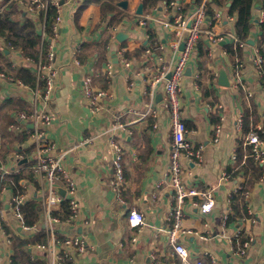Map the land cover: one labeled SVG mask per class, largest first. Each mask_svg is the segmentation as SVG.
<instances>
[{
    "label": "crops",
    "instance_id": "crops-1",
    "mask_svg": "<svg viewBox=\"0 0 264 264\" xmlns=\"http://www.w3.org/2000/svg\"><path fill=\"white\" fill-rule=\"evenodd\" d=\"M10 1L14 7H8ZM32 1L0 0V11L12 12L21 21L30 17L41 35L49 6H54L53 1L59 3V10L54 6L61 15L58 32H46L48 43L41 47L45 59L49 45H54L56 90L47 103L40 100L37 107L44 106L52 115L47 136L57 144L56 153L77 186L82 220L74 225L66 222L67 216L60 217L63 222L56 226L60 238L76 233L89 239L92 246L78 255L77 264H183L175 248L177 243L189 249L191 261L264 264V163L252 156L250 146L244 142L245 133L254 128L264 137V71H257L252 63L256 47L264 57V50L257 43L260 19L264 17L263 0H253L255 25L247 42L234 34L237 14L228 13L224 7L216 8L220 18L203 25L198 42L201 40L206 50L201 56L207 69L202 79L206 90L198 81L202 72L199 45L196 58L185 69L179 92L182 116L187 139L200 150L201 159L185 160L182 176L190 189L211 190L215 205L204 214L200 208L203 198L189 195L180 206L179 220L175 214V189L168 177L172 122L164 105V83H152L158 68L170 66L180 56L181 43L177 44V34L170 25L169 2L124 0V5L123 0H107L103 18L100 0H38L40 6L33 10L29 6ZM176 1L183 4L185 12L196 5L194 0ZM140 3L142 14L136 12ZM144 16L149 17L141 26L139 21ZM149 30L155 32L154 41ZM120 31L128 36L123 41L116 38ZM208 32L224 39L214 43ZM107 36L110 38L104 45ZM228 45L242 47V56L232 57ZM121 48L125 53H138L126 58V69L117 56ZM90 49L91 54L83 55ZM0 50L13 67L28 69L36 77L35 83L30 84L0 70V152L2 128H8L11 139L10 151L3 157L0 154V165L10 171L17 169L18 173L24 169L28 177L21 180L25 183L22 192L31 199L37 190L31 167L36 146L28 132L33 125L19 121L16 115L32 112V91L37 83L43 86L36 76L39 58L30 56L32 60H28L21 49L8 48L2 37ZM108 63L114 68L111 77H107ZM223 72L229 80L227 86L219 81ZM86 77L93 92H107L98 102L100 111H93L91 98L86 95ZM10 99L22 102L24 107L7 103ZM247 116L251 129L244 132ZM113 138L123 150L124 182L119 198L110 187ZM15 154L22 156V164L15 161ZM254 163L262 165L261 174L253 170ZM13 192L6 187V192L0 194V264H47L41 251L38 258H33L30 250V245L47 240L46 232L40 227L26 234L11 210L2 211L8 209ZM133 209L144 212L142 227L130 224L129 213ZM41 218L42 214L39 221ZM41 231L44 241H33ZM173 231L176 235L171 239ZM16 239L27 240L22 247L27 262H21L16 255Z\"/></svg>",
    "mask_w": 264,
    "mask_h": 264
},
{
    "label": "built area",
    "instance_id": "built-area-1",
    "mask_svg": "<svg viewBox=\"0 0 264 264\" xmlns=\"http://www.w3.org/2000/svg\"><path fill=\"white\" fill-rule=\"evenodd\" d=\"M195 5L192 10L185 12L183 4L176 0H171L167 7H169V14L171 20V28L177 34V44L184 43L183 49L180 50V56L175 63L170 66H164L158 68L159 72L155 75L153 85L157 82L164 83V105L170 114L173 129V140L171 144V161L168 168V177L171 186L175 189V198L177 208L175 214L177 220L180 219V206L185 202L186 197L189 195L198 194L203 198L201 203V212L204 214L210 213L215 205L213 193L211 190L190 189L186 181L183 179V162H196L201 159V152L195 145L187 139V126L182 116V104L180 98V84L184 77L185 69L196 58V45L203 31V25L207 23L211 25L214 20L221 17V13L218 11L214 16V20L211 19L206 12V2ZM52 4L59 10L58 1H53ZM33 10L35 7H39L38 0H33L29 4ZM149 16H144L139 21L141 26H145ZM264 18V17H263ZM263 18L260 20L262 21ZM61 21V15L58 13L53 23V33L58 32L59 24ZM166 23V22H165ZM167 24L168 19H167ZM212 42L217 43L224 39L222 35H214L208 32ZM41 38L44 42L46 40L45 26L41 28ZM113 40L114 36L111 37ZM236 38H238L236 36ZM239 39V38H238ZM42 42V43H43ZM244 42L241 44L243 45ZM43 48V47H42ZM42 48L40 57L37 64V80L39 83H43V86H39L37 83L36 88L32 91L33 110L30 113L20 112L16 115V118L23 122H30L33 124L30 129L29 137L34 142L35 158L32 164V170L34 173L33 181L37 185L36 195L29 199L25 192L14 193L11 195L8 202V209H2L3 212L11 210L15 218L18 220L22 230L29 234L39 230L40 227L46 232L47 240L45 242L37 243L36 245H30V250L33 258H38L37 253L41 251L43 257L47 259V264H77L78 255L86 252L92 245L89 239L83 234L68 233L64 237H58L57 224L63 222L59 216L55 215V209L61 210V205L66 202L68 215L66 222L79 224L78 221L82 220L81 211L82 206L79 198L77 197V186L73 177L67 171L65 165L62 163V158L56 153L57 144L47 136V130L52 121V115L49 111L42 106L37 107L39 101L48 102L54 95L56 90L55 76L57 70L53 65L55 59L54 45H49L46 58L43 59ZM118 58L121 62V66L126 69L129 66V61L125 56V49L121 48L118 51ZM28 60H32L31 57H27ZM257 71L263 73L264 71V57L256 47L253 51V60ZM113 65L108 63L106 72L107 77L113 75ZM168 73L170 76L168 77ZM6 74L3 72V77ZM88 77L85 78L86 95L91 98V102L94 105L93 111H100V105L98 104L106 95L107 92L101 89H97L93 92L92 88L88 85ZM21 83V82H20ZM22 84V83H21ZM240 124V122H239ZM119 125H122L119 123ZM241 125V124H240ZM261 129V127H258ZM220 130L217 127V132ZM246 145H249L252 154L256 160L264 163V137L260 135L257 128L251 129L245 136L244 140ZM110 146L113 152V178L110 181V187L119 198L121 185L124 182L123 169H122V146L113 138L110 142ZM22 156L15 154L14 159L18 161ZM18 173L17 169L10 171L4 165H0V180L7 181V174ZM25 188V183L22 184ZM64 190V193L59 191ZM6 192V188L0 189V194ZM36 200L41 204V220L36 224L28 225L24 221V213L22 206L29 200ZM129 221L133 226L142 227L145 224V214L143 211L131 210L129 213ZM85 223V222H84ZM185 232V231H184ZM190 232V231H189ZM176 231L171 234V239H174ZM10 243V240H8ZM176 251L180 255L183 264H207L205 261L196 259L190 260L191 253L189 249L182 243H177Z\"/></svg>",
    "mask_w": 264,
    "mask_h": 264
},
{
    "label": "trees",
    "instance_id": "trees-1",
    "mask_svg": "<svg viewBox=\"0 0 264 264\" xmlns=\"http://www.w3.org/2000/svg\"><path fill=\"white\" fill-rule=\"evenodd\" d=\"M102 3V11H103V18L106 17V7L108 6L107 0H100ZM148 1V0H146ZM157 0H152L151 2H156ZM171 0H166V2H170ZM195 4H200L202 0H194ZM230 2V4H227V2ZM14 2L10 1L8 2V7H14ZM218 7H224L227 9L228 13L237 14V18L233 24L234 28V34L241 40H244V42H247V40L250 37L251 31L254 28L255 20L253 18V0H208L206 5V12L207 15L214 20V16L216 14V8ZM262 9L264 10V0L262 3ZM57 16V10L54 6L50 5L47 11L46 16V26H45V32H47L48 35H51L53 33V22ZM260 33L257 37V43L259 47L264 50V19L260 21ZM151 35V40L154 41L156 35L153 30H149ZM0 37H2L5 42L11 47L19 48L22 50L23 54L25 56H31L36 59L39 58V55L41 53V47L46 46L45 44L48 43L46 40L43 42L41 35H39L36 31L35 23L30 17H26L24 20H17V18L14 17L12 12H2L0 11ZM110 36H107L104 38V45H106L109 41ZM201 41V40H200ZM200 41L197 44V47L199 45V48H197V53L199 57V66L201 68V77L199 78V84L203 88V90H206V85H204L202 79L206 76V66H205V60L203 57H201L206 52L204 46ZM43 42V43H42ZM86 48V46H85ZM227 49L229 53L235 56L239 55L242 56L243 54V48L240 46H237L236 48L233 47V45H228ZM93 50L84 51L83 55L88 56L91 54ZM137 52H127L125 53L126 58H129L130 56L137 55ZM6 55L4 51L0 50V70H5L8 74L14 75L15 77H19L24 79L26 82L30 84H34L36 77L35 75L29 71L28 69L24 68H15L12 66V64L6 59ZM7 103H10L11 105L16 106H23L22 102L10 99L7 101ZM8 117V115H7ZM5 122H9L5 120ZM250 120L247 116L244 123V132H248L251 127L249 126ZM8 128L4 127L2 128V143H1V156L3 157L7 152L10 151V134L8 133ZM11 133V132H10ZM247 134V133H245ZM250 153L252 154V150L250 148ZM253 156V154H252ZM251 156V161L253 160V157ZM20 163L22 159L18 160ZM22 164V163H21ZM255 167L253 168L254 171L262 173L261 169L262 165L255 164ZM7 181H1L0 180V189L2 187H9L13 189L15 193H22L23 191V185L21 183L22 179H25L28 177V174L24 171L19 172L16 174H7ZM32 178V176H30ZM242 193V192H241ZM2 205V201L0 200V207ZM41 204L37 202L36 200H29L22 206V211L24 213V221L28 225H33L39 221L40 214H41ZM55 215L64 218L68 215V209L66 202H63L61 205V211L54 212ZM43 230V229H41ZM45 234L41 231L39 233V236L34 240L37 241H44ZM27 240H15L14 247L16 248V255L18 259H20L21 262H27L28 258L23 259V256L26 255L25 250L22 248L23 245H25ZM17 259V262H20Z\"/></svg>",
    "mask_w": 264,
    "mask_h": 264
},
{
    "label": "water",
    "instance_id": "water-1",
    "mask_svg": "<svg viewBox=\"0 0 264 264\" xmlns=\"http://www.w3.org/2000/svg\"><path fill=\"white\" fill-rule=\"evenodd\" d=\"M121 4L126 5V1H124V0L121 1ZM136 12L138 14H142L143 13V3H140L138 5V8H137ZM127 37H128L127 34L125 32H122V31L118 32L117 35H116V38L119 41H123ZM249 42L253 43L254 41L253 40H249ZM183 47H184V43L182 42L181 45H180V48L183 49ZM114 55H116L115 52H114ZM188 71H190V69ZM167 76L169 77L170 76V73H168ZM219 81H220V83L222 85H226L227 86L229 84V80H228L227 74L225 72H223V73L220 74ZM31 125H33V124H31ZM60 190L64 193V190L63 189H60Z\"/></svg>",
    "mask_w": 264,
    "mask_h": 264
}]
</instances>
